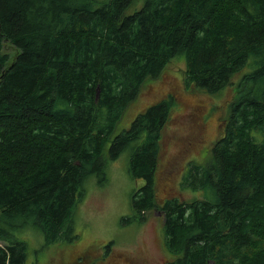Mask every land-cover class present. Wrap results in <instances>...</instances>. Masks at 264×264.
I'll list each match as a JSON object with an SVG mask.
<instances>
[{
	"label": "trees",
	"instance_id": "obj_1",
	"mask_svg": "<svg viewBox=\"0 0 264 264\" xmlns=\"http://www.w3.org/2000/svg\"><path fill=\"white\" fill-rule=\"evenodd\" d=\"M135 2L0 0V264H27L35 232L47 248L74 242L85 182L104 185L124 151L130 177L146 184L123 222L163 210L170 264H252L264 253V0H145L129 14ZM5 42L17 48L12 62ZM175 58L196 89L238 92L209 163L190 168L187 187L206 197L159 207L173 98L110 137Z\"/></svg>",
	"mask_w": 264,
	"mask_h": 264
},
{
	"label": "rangeland",
	"instance_id": "obj_2",
	"mask_svg": "<svg viewBox=\"0 0 264 264\" xmlns=\"http://www.w3.org/2000/svg\"><path fill=\"white\" fill-rule=\"evenodd\" d=\"M144 2L136 0L129 7V14L140 10ZM16 51L11 43H4L2 53L8 55L11 62ZM186 71L185 61L175 58L159 77L142 85L138 97L125 111L117 132L110 137L112 139L120 130H128L135 118L149 107L170 96L173 98L171 116L161 135V154L154 175L159 207L168 199L190 202L206 197V191L196 185L194 189L187 187L190 168L209 163L212 148L224 133L228 107L238 92L234 86H228L217 94H208L189 84ZM130 159V152L124 151L109 162L104 185L95 176L85 182L86 198L74 216V230L78 235L74 242L47 248L40 232L29 235V241L25 238L29 243L27 264H118L116 253L128 255L138 264H170L171 257L164 253L162 240L163 210L149 213L142 224L123 222L132 214L130 202L134 191L146 184L143 179L130 177ZM257 258L260 259L256 261ZM254 260L252 264H263L264 253L256 251Z\"/></svg>",
	"mask_w": 264,
	"mask_h": 264
},
{
	"label": "flooded vegetation",
	"instance_id": "obj_3",
	"mask_svg": "<svg viewBox=\"0 0 264 264\" xmlns=\"http://www.w3.org/2000/svg\"><path fill=\"white\" fill-rule=\"evenodd\" d=\"M116 261L119 262L118 264H138L135 260L130 258L128 255L122 253H116Z\"/></svg>",
	"mask_w": 264,
	"mask_h": 264
}]
</instances>
